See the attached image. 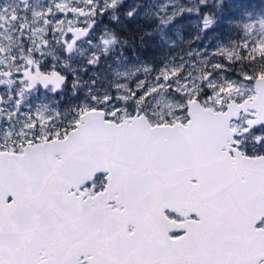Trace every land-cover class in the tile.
Masks as SVG:
<instances>
[{
	"label": "snow or ice",
	"instance_id": "1",
	"mask_svg": "<svg viewBox=\"0 0 264 264\" xmlns=\"http://www.w3.org/2000/svg\"><path fill=\"white\" fill-rule=\"evenodd\" d=\"M223 12L0 0V264H264V9Z\"/></svg>",
	"mask_w": 264,
	"mask_h": 264
},
{
	"label": "rangeland",
	"instance_id": "2",
	"mask_svg": "<svg viewBox=\"0 0 264 264\" xmlns=\"http://www.w3.org/2000/svg\"><path fill=\"white\" fill-rule=\"evenodd\" d=\"M243 7H247L250 10L259 12L261 9H264V0H224V12L223 18L224 23L217 28L215 35H217L221 40H226L229 37L235 38L236 33L231 32L227 26V20L239 15ZM192 23H195V18H191ZM140 20H133V22L137 23ZM138 31H143L140 26H137L133 33H138ZM193 28H188L184 32L181 33V37L187 39L188 37L194 34ZM198 44H193L192 47H198ZM182 47H187V45H182ZM143 52V51H142ZM41 97L39 95L33 97L29 103H38Z\"/></svg>",
	"mask_w": 264,
	"mask_h": 264
},
{
	"label": "trees",
	"instance_id": "3",
	"mask_svg": "<svg viewBox=\"0 0 264 264\" xmlns=\"http://www.w3.org/2000/svg\"><path fill=\"white\" fill-rule=\"evenodd\" d=\"M142 31H138V33H122L125 36L128 37H138V35L141 33ZM158 50L153 48L151 43L149 42L148 47L146 49L143 50L142 54L148 58H154L157 55Z\"/></svg>",
	"mask_w": 264,
	"mask_h": 264
},
{
	"label": "flooded vegetation",
	"instance_id": "4",
	"mask_svg": "<svg viewBox=\"0 0 264 264\" xmlns=\"http://www.w3.org/2000/svg\"><path fill=\"white\" fill-rule=\"evenodd\" d=\"M11 2H12V0H10V3ZM137 26H140V28L143 29V30L146 27V25L142 21H138L137 23L133 22V20L132 21H128L127 22V27H126V29L124 30L123 33H133L134 29Z\"/></svg>",
	"mask_w": 264,
	"mask_h": 264
},
{
	"label": "bare ground",
	"instance_id": "5",
	"mask_svg": "<svg viewBox=\"0 0 264 264\" xmlns=\"http://www.w3.org/2000/svg\"><path fill=\"white\" fill-rule=\"evenodd\" d=\"M135 34V33H134Z\"/></svg>",
	"mask_w": 264,
	"mask_h": 264
}]
</instances>
